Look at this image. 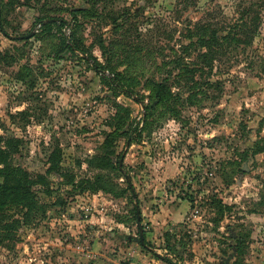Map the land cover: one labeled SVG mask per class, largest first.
I'll return each instance as SVG.
<instances>
[{"label": "rangeland", "instance_id": "374dc122", "mask_svg": "<svg viewBox=\"0 0 264 264\" xmlns=\"http://www.w3.org/2000/svg\"><path fill=\"white\" fill-rule=\"evenodd\" d=\"M10 2L0 9L8 35L33 36L18 41L0 31V135L22 140L16 162L28 173L45 175L59 145L64 173L75 183L100 176L95 187L102 188L73 191L57 174L48 175L50 193L38 191L42 212L10 230L0 264H264V0ZM249 6L257 18L250 46L232 48L214 63L207 96L194 97V104L184 99L173 112L162 108L146 83L162 85L171 74L170 90L177 92L185 69L178 60H194L182 52L194 41L189 30L231 24ZM44 7L51 13L40 14ZM73 9L97 10L105 19L80 18L79 49L70 51ZM42 15L66 24L43 28L36 23ZM116 15L125 22L117 36ZM93 59L102 67L98 73ZM116 73L136 78L130 97L103 80ZM203 81L196 76L198 93ZM117 104L136 123L144 106L155 105L159 121L139 144L114 140L104 162L113 130L106 122ZM23 111L26 120L10 118ZM234 162L245 172L232 177Z\"/></svg>", "mask_w": 264, "mask_h": 264}, {"label": "trees", "instance_id": "16d2710c", "mask_svg": "<svg viewBox=\"0 0 264 264\" xmlns=\"http://www.w3.org/2000/svg\"><path fill=\"white\" fill-rule=\"evenodd\" d=\"M6 1L0 0V9L2 13L5 9H7V7H11V5L13 6V3L10 2L11 0ZM16 3L18 4L19 2L16 1ZM261 6L264 7L263 4ZM49 11H47L44 7L43 9L41 8L40 14H49L51 13ZM97 12V10H94V12L82 9L72 10L71 16L73 22L75 23L72 28V41L75 45L72 47L68 46V49L66 50L73 51L75 48L79 49L77 43V31L80 30L82 25L80 18H89L94 16L98 19H105L103 14H98ZM253 12H256L254 11V7L249 6L240 11V17L231 24L223 23L221 25H217L216 23L214 24L215 26H211L209 23H200L196 24L192 29L194 32L189 30L191 36L187 38H194V41H189L188 45H183L182 52L185 53L188 58L194 57V60L189 59V61H184V58H180L178 60L179 62H182L185 69L177 78V92L173 93L170 90L172 85L169 84V81L173 80V76L171 74L168 75L169 78L163 79L162 85H151L149 81L146 83L147 87L156 92L162 108H166V111L168 112L169 110L170 112H173V107L179 105L184 99L187 103L194 104L192 102L194 97L201 94L207 96L206 93H204V87L206 89L214 87V83L207 80L208 76H213L212 72L214 70V63L226 53H229L228 51L232 48L237 49L238 46L243 44L246 47L250 46L251 32L257 28L254 25L257 18L253 17L251 19L250 17ZM124 13L128 14V12ZM119 18L120 16L118 15L111 18L112 23L115 26V36H117V31H123L125 29V22L118 21ZM51 20L57 19L47 15H42L36 18V23L42 25L43 28L50 29L56 27L58 30H62V27L66 24L64 19H58L59 23ZM252 20L253 22L251 23ZM0 31L2 34L3 32L8 34L5 29L2 16L0 17ZM122 33L123 32H120V34ZM4 37L8 38L5 35ZM111 43L112 42H110V45ZM59 49L61 51L63 50L61 45ZM101 49L104 53H106V48L103 45ZM80 59L84 61L83 58ZM93 60L95 61L93 63V69L96 73H98L102 67L95 59ZM177 66L180 65H174L173 69H179ZM25 70L32 73L28 67L25 68ZM27 76H29V74H27ZM196 76H200V78L204 79L203 83H200V93L196 91L195 87ZM135 79L136 78H134V80L125 79L121 74L116 73L113 80H110L107 76H105L103 80H105L109 87L114 90H120L126 96L130 97L134 93L132 86L133 82H136ZM170 107H172V109H170ZM116 108L117 111L112 114L106 122V125L113 130L111 133L106 135V139L108 141L106 142L107 152L104 156V162L108 161L109 156L114 153V140H118L119 137L124 136L126 142L130 145L139 144L144 138V134L147 133V135H149L152 132L153 127L159 121L154 117L153 110L156 109L155 105L144 106L143 119L139 123L131 121V114L129 113L130 110L127 107L117 104ZM28 114L29 113L27 111H23L17 113L16 116L10 115V118L16 119L17 117H21L26 120L30 117ZM256 146L257 144L255 145V148ZM22 148L23 144L21 139L0 135V244L5 241L4 239L9 238L10 230L17 232L22 225L31 224L39 216V213L42 212V208L38 204V191L46 194L50 193L51 181L49 180L48 175L57 174L63 179V184L70 186L73 191L80 190L84 192L88 185H90V190L95 192L100 187H95V183L101 178L100 176H96L94 179L88 178L86 181H82L80 183H75V176L73 174L70 175L69 173H64V169L62 167L63 154L59 145H57L54 150H51L50 152L47 160L48 171L45 175L28 173L16 162V159L21 156ZM260 152L261 148L254 151L253 154L255 155ZM231 165L233 166L231 171L232 177L245 172L244 169L240 167V163L234 162ZM116 169L119 172L122 171L119 166H117ZM128 190H130L131 196L134 197L133 187L129 182ZM217 204L218 202H213L212 207H217ZM218 212L222 215L224 210H219ZM9 213L12 215H9ZM3 223L5 224L3 225Z\"/></svg>", "mask_w": 264, "mask_h": 264}, {"label": "water", "instance_id": "95a60500", "mask_svg": "<svg viewBox=\"0 0 264 264\" xmlns=\"http://www.w3.org/2000/svg\"><path fill=\"white\" fill-rule=\"evenodd\" d=\"M3 35L9 37V38H12L14 40H26V39H30L32 38L33 36V33H30L29 35H26V36H22V37H16V38H13V37H10L8 34H6V32H3ZM123 160H124V157H121L120 161H119V168L122 170V164H123ZM137 224H138V228L140 230V240L141 242L143 243L144 241V236H143V233H142V225H141V222H140V217H139V210L137 209ZM233 255H231V257L229 258H232ZM228 264V263H227Z\"/></svg>", "mask_w": 264, "mask_h": 264}]
</instances>
